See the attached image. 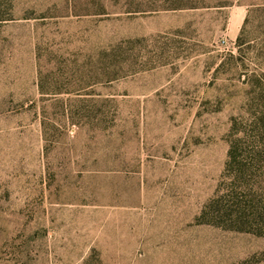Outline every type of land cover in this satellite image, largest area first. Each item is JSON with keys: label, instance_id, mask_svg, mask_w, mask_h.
<instances>
[{"label": "rangeland", "instance_id": "374dc122", "mask_svg": "<svg viewBox=\"0 0 264 264\" xmlns=\"http://www.w3.org/2000/svg\"><path fill=\"white\" fill-rule=\"evenodd\" d=\"M0 264H264V0H0Z\"/></svg>", "mask_w": 264, "mask_h": 264}, {"label": "trees", "instance_id": "16d2710c", "mask_svg": "<svg viewBox=\"0 0 264 264\" xmlns=\"http://www.w3.org/2000/svg\"><path fill=\"white\" fill-rule=\"evenodd\" d=\"M238 40V39H237ZM230 154L232 155L233 153L232 152H230Z\"/></svg>", "mask_w": 264, "mask_h": 264}]
</instances>
